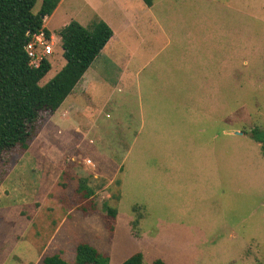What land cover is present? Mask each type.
<instances>
[{
    "label": "rangeland",
    "instance_id": "374dc122",
    "mask_svg": "<svg viewBox=\"0 0 264 264\" xmlns=\"http://www.w3.org/2000/svg\"><path fill=\"white\" fill-rule=\"evenodd\" d=\"M133 1L63 0L45 19L55 39L41 85L65 64L59 31L96 14L120 37L93 65L108 83L128 57L148 64L130 86L99 88L104 108L76 122L93 124L84 134L42 112L28 148L0 154V264H75L81 243L109 264L138 252L143 264H264V156L251 137L264 130V0H156L126 31Z\"/></svg>",
    "mask_w": 264,
    "mask_h": 264
},
{
    "label": "trees",
    "instance_id": "16d2710c",
    "mask_svg": "<svg viewBox=\"0 0 264 264\" xmlns=\"http://www.w3.org/2000/svg\"><path fill=\"white\" fill-rule=\"evenodd\" d=\"M152 6L154 0H143ZM0 0V154L15 147L28 148L36 134V125L42 112L54 115L73 92L85 72L100 55L113 36L112 28L102 19L95 18L89 27L72 20L58 33L61 39L64 67L46 84L42 79L51 70L49 60H43L38 68L31 65L25 47L31 35L50 31L44 27L61 0ZM251 137L260 144L264 156V130L255 128ZM1 156V155H0ZM78 189L83 197L90 198L95 191L81 181ZM103 210L115 219L116 208L103 205ZM110 257L88 243L76 248L75 264H109ZM43 264H68L59 255L47 256ZM122 264H143V254L138 252ZM153 264H164L157 259Z\"/></svg>",
    "mask_w": 264,
    "mask_h": 264
},
{
    "label": "crops",
    "instance_id": "0c3cea01",
    "mask_svg": "<svg viewBox=\"0 0 264 264\" xmlns=\"http://www.w3.org/2000/svg\"><path fill=\"white\" fill-rule=\"evenodd\" d=\"M135 1H136V4H135L136 8L129 10L130 11V13L128 14L129 16L128 15L124 16L125 22H123V23L125 24L124 28L126 31L131 26H134L133 24L137 23V22H135V20L137 19L136 14L138 12H141V11L142 12H153L155 7L157 6L156 0H154L153 5L150 7L147 6L143 0H134L133 2L135 3ZM62 2H63V0H61V2L59 3L57 8H59V6L62 4ZM96 15L98 18L104 20L113 30L112 24L107 18H105L101 15H98V14H96ZM45 19H47V17ZM79 23L81 24V22H79ZM44 24H45V21H44ZM44 27H45V25H44ZM118 38L120 39V37H118V35L116 36V33L113 30V36L110 39V41L107 43V45L104 47V49L107 46H109L111 43H113L114 40H118ZM115 42H117V41H115ZM124 46H126V45H124ZM99 58H100V55L94 60V62L91 64V66L85 72L82 79L78 82V84L74 88L73 92L68 96V97H70V99L66 103L65 107L64 108L62 107L64 102H65L64 101L63 104L60 106V108L55 112V114L53 115V117L51 119L54 124H56L58 126H67L69 128H75L78 133L84 134V132H82L80 129L85 128V129L90 130L93 124H89V125L87 124L84 126V125L76 123V122L84 121L86 119L89 122H94L92 119L93 113L91 111L92 110H94V111L102 110L104 108L103 104H102V106L98 105L99 101L102 100V95L104 94V93L98 92L99 88H101L102 86L103 87L109 86V89L111 88V90H112V89L120 88L123 83L127 84V82H129V84H127V86H130V85H132V80L136 77V75H138L140 73L139 70L142 68L144 69V66L146 65V63L148 64V62L146 61L145 64H142V66L140 68H138L139 70L135 71L136 67L133 65L134 59H132L131 57H128L127 60H125V62L123 63L122 68L119 70L118 75L112 80L114 82L108 83V81H107L108 78L106 76H103L98 70L96 71L93 68V65L95 64V62L97 60H99ZM50 63H51V61H50ZM65 64H66V60H65ZM64 65L62 66V68L64 67ZM51 66H52V63H51ZM103 103H105V101ZM96 105H98V106H96ZM87 113H88V115H87ZM85 115H87V116H85Z\"/></svg>",
    "mask_w": 264,
    "mask_h": 264
},
{
    "label": "built area",
    "instance_id": "2783aa9c",
    "mask_svg": "<svg viewBox=\"0 0 264 264\" xmlns=\"http://www.w3.org/2000/svg\"><path fill=\"white\" fill-rule=\"evenodd\" d=\"M54 39L53 34L47 37L43 31L31 35L25 50L33 67L38 68L43 60L53 55Z\"/></svg>",
    "mask_w": 264,
    "mask_h": 264
}]
</instances>
